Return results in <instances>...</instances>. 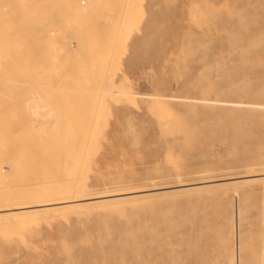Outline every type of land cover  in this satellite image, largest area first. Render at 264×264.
<instances>
[{
    "label": "rangeland",
    "instance_id": "obj_1",
    "mask_svg": "<svg viewBox=\"0 0 264 264\" xmlns=\"http://www.w3.org/2000/svg\"><path fill=\"white\" fill-rule=\"evenodd\" d=\"M102 1L75 21L62 2L51 5L58 9L51 20L50 6L38 5L31 17L18 7L32 4L0 0V54H10L1 86L21 81V59L29 53H51L44 65L59 55L55 67L28 65V82L39 85L45 102L39 107L53 108L49 122L22 105L29 91L11 104L0 98V188L52 185L60 170L52 167L46 183L40 152L60 145L57 139L84 118L94 139L74 176L82 198L146 192L0 220V264H217L220 247L230 252L239 242L228 236L237 200L245 264H264V179L165 190L195 179L264 174V132L252 125L264 111V0ZM40 19L49 46L39 29L38 36L26 31ZM51 82L58 89L46 97L40 85ZM232 118L241 121L242 133L229 125Z\"/></svg>",
    "mask_w": 264,
    "mask_h": 264
},
{
    "label": "bare ground",
    "instance_id": "obj_2",
    "mask_svg": "<svg viewBox=\"0 0 264 264\" xmlns=\"http://www.w3.org/2000/svg\"><path fill=\"white\" fill-rule=\"evenodd\" d=\"M6 1H14L15 3H18L19 5H21V4L22 5H25V3L32 4L33 6H31V7L29 6L27 8L25 6H19L18 5L19 6L18 8H20L21 10H23V11L24 10H27L28 13L31 15V17H34V14H35L34 9H36V7L38 5H41L42 7H45L46 5L47 6H50V8H46V9H47V12H48L49 16L51 17L50 18L51 20L52 19L55 20V17L53 16V14L58 10V9H55V8H53L51 6V5H53L54 2H55V5H56V2L58 4L60 2H62V4H63L62 7L65 8V10H68L69 11L68 13H71V14L73 13L74 14V16L76 17V18L74 17L75 18V21H79L81 19H84L89 14H92L93 12H95L94 10H96L99 7L98 5L101 4L103 6V1L102 0H84V1L83 0L82 1H79V0H57V1L56 0L55 1H53V0H6ZM15 9H17V8H15ZM41 21H44V20H41L40 19L39 22L37 20L36 21V22H38L37 25L35 24L36 22L35 23L32 22V24H35V25L32 26V24H31L28 27L26 26V28H27L26 31L28 32V28L30 27L29 28L30 29L29 31L32 32V34L34 32L35 35L38 36L37 34L39 33V30H40L41 31V35L38 36V37L39 38L41 37L45 41L44 44L47 45L48 42H46V41L49 40V35H48L49 32L46 29L47 23L45 22L46 24L44 26H42ZM65 21H67V20H64V23H65ZM55 23H57V22H55ZM54 33H55V31L53 32V37H54ZM55 36H56V34H55ZM39 38L36 37L37 40H39ZM28 39H29V37H28ZM48 46H49V44H48ZM51 49L52 48H50V50ZM49 54H51V53H49ZM49 54H47V55H49ZM0 55L2 56V59H1L2 62L0 61L1 62L0 63V73H2V72H5V70H6L5 69V66H6L5 63H6V59H8L7 57H9L10 54H7V52H4V53H2ZM46 56H45V54H43L41 56V55H39V53H37V54L29 53L28 55L24 56L21 59V61L25 65V67H23L25 69V71L22 69L24 71V75H23V73H19L22 76H18L17 75V77H22L24 79L21 78V81L16 80V79L15 80L12 79L10 81H8V79H7V81L6 80H3L4 82L5 81L6 82L4 83L5 84L4 87L0 85V98H1V96H3L2 98H5L6 97L9 101L10 100L11 101H16L17 99H19V98L16 99V96H17L18 93L19 94L21 93V95H22L23 92H27V93L30 92L29 94L26 95V99L27 100H25L24 98H22V99L25 100V102L23 100V104L22 105H24V107H26L27 109L30 110L29 111V114L31 113V115L33 117H37L38 116V118H39V116H41V118L42 117L44 119L46 118V121H47V118H48V122H49V118L51 116L52 117H55L52 114V112H53L52 109L53 108H51L50 103L49 104H46V105H43L42 104V106L39 107V105H41L40 103L43 101V98L41 99V94L37 93V91L39 92V89H38L39 85L37 83L33 85L30 82H28V79L29 80L31 79V76L29 77V75H28V67H30L28 65L41 64V66H38V68L39 67H46V66L47 67H50V65H52V64H53L54 67L57 66L56 65V61L58 60V56L59 55H57V58H55V56L52 57V55H51L52 58H50V59L51 60L53 59L52 62L48 59L49 60V61H47V64L48 65H46V64L44 65V62H46V60H44V59L45 58H48V56L47 57ZM49 57H50V55H49ZM80 57H82V56H80ZM9 59H10V57H9ZM25 79H27V80L25 81ZM0 80L2 81V79H0ZM51 83H46V84L44 83V86L43 85H40V86H42L43 90L45 91L44 92L42 90V88L40 87L41 88V91H43L44 94L46 92H50V91L53 92L54 89L56 90L57 87H55V85L53 86L54 83H52V84ZM89 86L90 85H88V87ZM31 91H33V92H31ZM46 94H48V93H46ZM46 94L44 96L47 97ZM102 94L103 93L101 92L100 95H102ZM14 96H15V98H14ZM18 96L20 97V95H18ZM44 96H42V97H44ZM53 96H54V94H53ZM82 97H83V95H82ZM52 98L53 97L51 96L50 99L52 100ZM86 98H85V100H86ZM2 100H4V99H2ZM11 101H10V104H11ZM53 101H55V100H53ZM19 102H21V101H19ZM43 103H45V102L43 101ZM14 104L15 103H13V105ZM16 106L19 107L20 105L18 106V104H16ZM56 106H58V104ZM94 106H95V104H94ZM237 106H238V104H237ZM10 107H12V106H10ZM98 110H96V111H98ZM50 111H52V112H50ZM10 112H12V111H10ZM41 112H43V114H40ZM257 113L260 114V116L256 120H254V124H252V125L257 128L258 134H260L261 132H264V111H261V112L258 111ZM90 116H92V115H90ZM92 120H93V116H92L91 120H89V122L91 123ZM94 120H95V118H94ZM94 120L92 122H94ZM229 120H230L229 121V125L232 126V128L235 130V133L237 132L238 134H240V133H242L244 131L243 124L241 123L240 120H237L236 121L233 118L232 119H229ZM83 121H84V118H83ZM83 121H82V123H80V125L79 124H74L73 126H76V128L72 127L73 130H71V129L68 130L67 129L66 135L68 134V136L64 135L65 134L64 133L63 134L64 136L62 135L61 138L57 139V142L60 143V145L58 143H57L58 145H54L53 144L54 146L52 148H48V149H45L44 152H42V151L40 152L42 154L40 156V162H42L41 163V166H42V175L44 176V179L50 178V177H48L49 175H48L47 172L52 173V171H51L52 170V167L53 168L54 167L56 168V165H57V167L58 166H61L60 167L61 169H59V167H58V169L57 168L56 169L55 168L53 169V170H56V172H58V170H60L57 173L58 176L57 175L54 176L55 179L53 180V182H51L50 179H48L47 181H45L46 183H49V181L51 182V183H49V184H52V185H49L50 187L47 186L48 184L46 185L47 186L46 188L43 187V183H42L43 181L41 180L40 183H39L38 182L39 180H38L37 181L38 183L37 182H28L26 185H30V186L23 187L24 188L23 191H18L17 190V191H11L9 193H5L6 190L3 189V188H0V220L1 221L3 219H4L3 221H11V220L13 221V219L17 220L16 217L25 216V215L27 217V215H30V214H32L33 217H34V214H44V213L50 212L51 210H53V212H54L55 211L54 209H56V208H57L56 210L58 211V208H62L63 209V208H69V207L76 206V205L79 206V205H83V204H93V203H100L101 204V203H106V202L111 201V200L112 201L113 200L114 201H117V200L129 199V198L131 199V198H135L136 196H141L143 193L146 192V191H136V192H128V193H119V191H118V193H115V194L100 195V196H96V197H92V198H86V199L85 198H82V195L79 194L80 193V186L77 183L78 182L77 176H78V173L81 172L80 170H82L81 169L82 165H84L85 163H87V161H86V155L88 153L89 143L94 139L93 138V135H92L93 132L88 131V129H89L88 126L85 127V128H84V125L82 126ZM15 122H16V119H15L14 123ZM17 123L18 124L20 123V124L19 125L16 124V126H17V129L16 130L19 131V132H21V127L23 125L22 124L23 122L22 123L21 122H17ZM42 123H45V122H42ZM89 124H87V125H89ZM18 126L20 127V129L18 128ZM93 126H94V123L92 124V127ZM89 127H90V129H92L91 128V125ZM36 142H33V143H36ZM61 142L63 144L65 143V145H63V144L61 145ZM69 142L71 143L70 145L68 144ZM234 142L245 143L246 140H244L243 138L234 137ZM40 144H41V142H40ZM43 146H40V147H43ZM45 148H47V147H45ZM17 149H19V148H17ZM41 149H43V148H41ZM6 151H8V149ZM26 151L29 152L30 149L29 150L28 149L25 150L24 151L25 154H26ZM54 151H55V154H54ZM259 151H262V149H259ZM52 152H53V156H51ZM24 153L22 152V154H24ZM3 154H4V152H3ZM24 156L26 157V155H24ZM28 156L30 157V156H32V154L31 155H27V157ZM40 173H41V171H40ZM249 173H251V170H249ZM75 175H77L75 177V179H77V180L74 179V176ZM250 177H253V179H264V174H255V175H252V176L249 175V177H238V178L237 177L236 178H230V177H228V178H222L221 180H218V181L194 182V181L197 180V179H195V180H193V183H187V184H184V185H181V186H175V187H167V188H165V190L170 189V191H173L172 189L175 188V190H178V191H182V190L189 191L190 190V192H191L193 190L195 192V191H200L202 188H207V187L214 186V185H219V184H225V183H228V181H234L236 179H242V182H245V181L249 180L247 178H250ZM59 179H61L63 181V183L62 182H59L60 181ZM245 179H247V180H245ZM56 182L59 183V184H57ZM53 185H55V186H53ZM51 186H53V187H51ZM15 189H17V188H15ZM159 190H161V189H159ZM159 190L158 189H154V190H150V191H159ZM162 190H164V189H162ZM174 192H176V191H174ZM235 204H236L235 205V208L231 212V216H230V225H231L232 231H230V233L228 232V234H229L228 236L233 237L236 234L238 236V238H239V242L237 244H234V247H233V249L231 248L232 251H230V252L228 250H226V249L223 248L222 245H224V244H223V242H221V246L222 247H220V249H219V254H218V259H217L218 262H217V264H245V254H244V251L246 250V244L241 243V240H240V231L238 229V226L240 225V222H241V220H240V202H239V200H237ZM193 218L194 217H190V218L187 219V223L190 225V227H189L188 230H190L191 227H194L193 226V222H194V219ZM12 223L13 222H11V224ZM239 228H240V226H239ZM193 229H197V230L201 231V230H203V226H196ZM221 240L225 242V240L223 238Z\"/></svg>",
    "mask_w": 264,
    "mask_h": 264
}]
</instances>
